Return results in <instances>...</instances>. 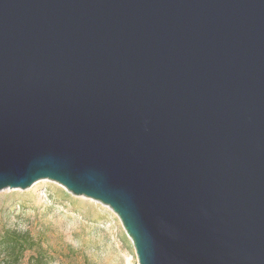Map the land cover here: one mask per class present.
Instances as JSON below:
<instances>
[{"label": "water", "instance_id": "obj_1", "mask_svg": "<svg viewBox=\"0 0 264 264\" xmlns=\"http://www.w3.org/2000/svg\"><path fill=\"white\" fill-rule=\"evenodd\" d=\"M43 179L139 264H264V0H0V191Z\"/></svg>", "mask_w": 264, "mask_h": 264}, {"label": "rangeland", "instance_id": "obj_2", "mask_svg": "<svg viewBox=\"0 0 264 264\" xmlns=\"http://www.w3.org/2000/svg\"><path fill=\"white\" fill-rule=\"evenodd\" d=\"M15 230L36 243L13 258L0 244V264H139L118 215L107 205L74 196L58 182L43 179L27 189L0 191V243Z\"/></svg>", "mask_w": 264, "mask_h": 264}, {"label": "trees", "instance_id": "obj_3", "mask_svg": "<svg viewBox=\"0 0 264 264\" xmlns=\"http://www.w3.org/2000/svg\"><path fill=\"white\" fill-rule=\"evenodd\" d=\"M3 247L7 248L14 259L17 257L20 258L30 248H34L36 243L30 238L27 233H20L15 230L9 231L3 238V241L0 243ZM38 256L33 258L35 264H40L43 254L38 252ZM31 264H34L31 263Z\"/></svg>", "mask_w": 264, "mask_h": 264}]
</instances>
